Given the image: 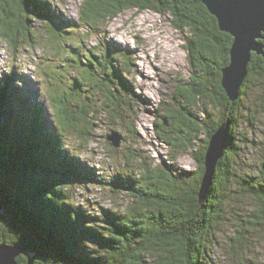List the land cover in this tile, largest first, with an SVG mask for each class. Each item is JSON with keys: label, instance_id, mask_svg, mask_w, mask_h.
Here are the masks:
<instances>
[{"label": "trees", "instance_id": "16d2710c", "mask_svg": "<svg viewBox=\"0 0 264 264\" xmlns=\"http://www.w3.org/2000/svg\"><path fill=\"white\" fill-rule=\"evenodd\" d=\"M127 10L170 14L175 27L189 33L185 49L193 76L178 87L177 115L167 111L155 126L172 149L194 150L197 169L174 174L142 166L139 178L119 175L112 186L119 190L128 184L134 200L122 212L92 215L78 206L74 196L82 180H94L93 168L80 160L81 153L69 140L76 137L88 145L94 120L109 118L124 126L130 91L111 64L112 51L98 57L109 59L112 78L117 79L107 85L104 77L91 73L96 65L102 69V62L91 51H83L80 37L71 35L77 26L86 33L98 31ZM34 20L46 28L54 44L66 38L65 43L78 46H70L62 61L80 65L83 72L63 94L50 89L43 102L42 88L17 69L10 68L0 78V244L26 246L34 253V264H210L207 244L214 243V227L230 211L226 204L250 200L253 209L245 214L249 218L244 219L245 227L235 225L236 232L227 242V257L238 260L248 234L264 221V166L256 175L242 168L241 151L247 139L239 133L243 118L255 126L264 116V58L252 55L241 96L230 101L221 78L230 62L233 38L219 29L202 0H81L73 24L62 19L54 0H0V44L18 57L20 48L35 42ZM43 75L47 77L49 71L43 69ZM199 105L204 106L205 118L191 110ZM226 122L231 125L226 151L201 203L206 150L211 136ZM170 125L176 129L171 136L164 130ZM203 133L204 146L197 148ZM18 262L27 264V259Z\"/></svg>", "mask_w": 264, "mask_h": 264}, {"label": "rangeland", "instance_id": "374dc122", "mask_svg": "<svg viewBox=\"0 0 264 264\" xmlns=\"http://www.w3.org/2000/svg\"><path fill=\"white\" fill-rule=\"evenodd\" d=\"M80 2L81 0H54L62 19L72 24L78 21ZM32 23L36 31L35 42L33 46L25 45L20 48L18 57L14 56L9 46L0 44V78L8 73L10 68L17 69L33 84L36 83L37 88H42L39 100L43 102L47 101V92L50 89L54 88L63 94L72 79L79 77L83 71L78 69V64L67 65L62 61L66 53L70 54V46L73 49L78 48L74 42L65 43L64 40L68 39L62 38L54 44V40L50 39V34L41 23L35 20ZM74 28L77 32L71 37H80L81 40L78 39L80 44L83 40V51H91L97 61L102 62V69L96 65L91 71L93 76L99 79L104 77L107 85L117 81L116 77L112 78L113 71L109 59L106 62L98 59L103 53L106 55L112 51L114 58L111 64L126 80L130 91V110L124 126L109 118H103L93 121V137L88 145L76 137L70 138V145L81 153L80 160L90 164L94 172V180H82L74 197L78 206L92 215L105 211L122 212L134 198L127 188L128 184H123L119 190L112 186L111 181L119 175L139 178L142 166L169 169L174 174L189 173L197 169L192 155L194 150L183 152L172 149L160 139V132L158 133L155 126L156 122L161 123L167 111L177 115L178 87L187 85L193 76L185 49L189 33L175 27L172 15L157 13L154 10H127L98 31L86 33L83 26ZM54 45L60 49V54L53 49ZM43 69L49 71L47 77L43 75ZM149 97H152L151 101L148 100ZM199 106L191 110L199 118H205L204 106ZM48 111L51 113L50 108ZM214 114L219 116L218 111H214ZM260 119L259 123L251 126L243 118L239 128V133L247 139L241 151L242 168L253 175L258 173V167L264 166V125ZM164 130L171 136V132L176 129L170 125ZM114 132L121 136L120 146L117 148L107 138ZM166 135L163 134L164 137ZM205 135L203 133L197 142V148L204 146L201 140L206 138ZM252 142L254 143L251 144ZM226 208L230 210L229 213L214 227L216 236L211 239L214 243L207 244L209 263L239 264L242 260L246 264H264V221L248 234V243L238 260L227 257L229 235L236 232L235 225L244 226V219H249L245 214L250 213L253 206L250 200L234 199L226 204ZM234 212L239 215H234Z\"/></svg>", "mask_w": 264, "mask_h": 264}, {"label": "water", "instance_id": "95a60500", "mask_svg": "<svg viewBox=\"0 0 264 264\" xmlns=\"http://www.w3.org/2000/svg\"><path fill=\"white\" fill-rule=\"evenodd\" d=\"M216 17L219 29L230 34L233 43L230 62L222 70L221 85L230 101L241 96V88L248 76V66L255 53L264 58V0H202ZM231 125L226 122L211 136L205 155V173L199 198L203 203L211 191L219 161L224 157ZM114 147H119L121 136L113 133L107 137ZM1 209V208H0ZM25 256L27 264H34V253L21 244H0V264H19Z\"/></svg>", "mask_w": 264, "mask_h": 264}, {"label": "flooded vegetation", "instance_id": "af4514ba", "mask_svg": "<svg viewBox=\"0 0 264 264\" xmlns=\"http://www.w3.org/2000/svg\"><path fill=\"white\" fill-rule=\"evenodd\" d=\"M24 259H26V257L25 256H21V257L18 258V261H21V260H24Z\"/></svg>", "mask_w": 264, "mask_h": 264}, {"label": "bare ground", "instance_id": "6f19581e", "mask_svg": "<svg viewBox=\"0 0 264 264\" xmlns=\"http://www.w3.org/2000/svg\"><path fill=\"white\" fill-rule=\"evenodd\" d=\"M9 88V87H8ZM8 91V90H7ZM150 99H148V100H150L151 101V99H152V97H149Z\"/></svg>", "mask_w": 264, "mask_h": 264}]
</instances>
